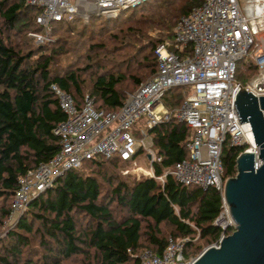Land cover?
Listing matches in <instances>:
<instances>
[{"label": "trees", "instance_id": "obj_1", "mask_svg": "<svg viewBox=\"0 0 264 264\" xmlns=\"http://www.w3.org/2000/svg\"><path fill=\"white\" fill-rule=\"evenodd\" d=\"M201 1L146 0L114 18L58 21L53 31L63 28L66 36L32 47L26 34L40 31L39 8L25 0H0V227L11 214L21 177L60 148L54 129L65 113L50 85L70 94L78 107L88 94L97 109H118L128 92L156 73V45L171 40L178 19ZM64 56L69 60L57 63ZM237 63L241 84V71L256 74L251 60ZM182 93L181 87L168 89L164 105L175 108ZM149 134L160 156L155 175L165 174L162 183L120 176L118 169L126 164L117 156L65 171L7 227L0 238V264H141L139 253L161 254L169 237L188 238L186 257L216 242L222 233L214 224L221 192L181 184L170 173L188 156L189 128L171 118ZM243 150L223 145L224 179L235 176V159Z\"/></svg>", "mask_w": 264, "mask_h": 264}, {"label": "built area", "instance_id": "obj_2", "mask_svg": "<svg viewBox=\"0 0 264 264\" xmlns=\"http://www.w3.org/2000/svg\"><path fill=\"white\" fill-rule=\"evenodd\" d=\"M145 1L25 0V3L39 8L35 22L40 31L32 36L36 42H43L49 39L55 22L72 21L78 16L87 19L91 14L113 16ZM172 35L171 40L158 43L154 49L156 73L129 93L116 110L97 109L88 94L78 107L70 94L50 85L65 113V119L54 129L60 148L21 177L10 218L20 215L31 199L51 188L65 171L78 169L91 159L117 156L125 164H132L135 172L162 183L165 174L154 172L160 156L149 130L171 118L185 123L190 130L185 145L188 156L170 170L179 183L213 187L223 195L221 153L226 143L244 146L242 152L255 155L254 169L260 166L251 125L248 121L239 122L234 99L241 88L255 97L264 96V0H202L178 19ZM242 59L251 60L257 69L245 85L235 77L237 62ZM172 87H181L183 93L179 105L169 109L162 98ZM140 155L145 157L146 169L137 165ZM214 224L222 229L217 241L211 244L217 247L226 235L225 230L235 228L223 198ZM187 241V237H169L161 254L146 249L138 254L140 262L191 264L199 254L184 255Z\"/></svg>", "mask_w": 264, "mask_h": 264}, {"label": "water", "instance_id": "obj_3", "mask_svg": "<svg viewBox=\"0 0 264 264\" xmlns=\"http://www.w3.org/2000/svg\"><path fill=\"white\" fill-rule=\"evenodd\" d=\"M234 108L239 122L251 125L261 164L254 169L252 152L237 155L236 174L225 179L222 195L235 228L217 247L203 249L191 264H264V96L241 88Z\"/></svg>", "mask_w": 264, "mask_h": 264}, {"label": "rangeland", "instance_id": "obj_4", "mask_svg": "<svg viewBox=\"0 0 264 264\" xmlns=\"http://www.w3.org/2000/svg\"><path fill=\"white\" fill-rule=\"evenodd\" d=\"M130 9V8H129ZM123 10H126V9H123ZM120 11H122V10H120ZM119 11V12H120ZM118 12V13H119ZM118 13H116L115 15H113V16H104V15H96V14H91L90 16H88V18L87 19H85V18H83V17H77V18H79L80 19V24H88L90 21V19H91V17L92 16H100L102 19H108V18H114V17H116L117 16V14ZM53 26V25H52ZM81 26H79L78 28H80ZM53 27H51V29H50V32H49V34H48V38L49 39H46V40H43V42H36L35 41V38H34V36H32V34L35 32L34 30H32V31H28L27 32V36L30 38V44H31V46L32 47H37V45H40V44H43V43H48V42H50V43H54V42H56V41H58V39L60 38V36H62L63 38L66 36V33H65V31L63 30V28H60V29H55V31H53V29H52ZM155 34V32H149V35L150 36H153ZM61 42H62V40H61ZM125 45H121L119 48L121 49H123V47H124ZM69 58L70 57H67V56H64V57H62L61 59H59L58 60V62L57 63H60V64H65L66 62H67V60H69ZM109 60H112V59H110V58H108ZM107 60V59H106ZM105 60V61H106ZM244 61L246 60V59H243ZM238 64V63H237ZM239 76H240V81L242 82V84L244 85V84H246L247 82H249L250 80H251V78L254 76H252L251 75V73H250V71H247V70H243V71H241V73H239ZM236 77V76H235ZM150 78V76L148 77V78H146L145 80H147V79H149ZM237 79V78H236ZM144 80V81H145ZM134 91V90H133ZM133 91H130V92H128V94L129 93H131V92H133ZM137 165L139 166V167H142L143 169H146L147 167H148V165H147V162L145 161V157H144V155H140V157H138V159H137ZM125 171H128V173L126 174V173H124ZM118 173L120 174V176H125V175H130V176H134L136 179H139V178H143V177H147L146 175H145V173H137V172H135L134 171V166L132 165V164H126L125 166H123V167H120L119 169H118ZM12 209H13V201H12ZM14 216H15V214H14ZM14 216H12V218H10V217H8L5 221H4V223H3V225L0 227V238L1 237H3L4 236V234L6 233V231H7V227H11L12 225H13V222H14V220H15V217ZM14 217V218H13ZM213 244V243H212ZM211 245V244H210ZM209 244H208V246H210ZM208 246H205L204 247V249L205 248H207Z\"/></svg>", "mask_w": 264, "mask_h": 264}]
</instances>
